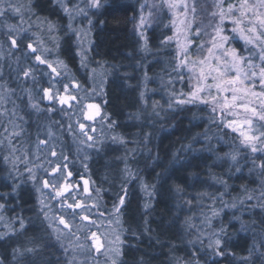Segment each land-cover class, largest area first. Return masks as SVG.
<instances>
[{
  "label": "trees",
  "instance_id": "obj_1",
  "mask_svg": "<svg viewBox=\"0 0 264 264\" xmlns=\"http://www.w3.org/2000/svg\"><path fill=\"white\" fill-rule=\"evenodd\" d=\"M38 3L46 7V10L37 9L40 15L47 16L50 10L52 21L59 25L60 32L66 35V44L61 47L60 56L69 66H75L77 71L81 72L77 67L74 35L69 33L66 16L62 13L60 5L55 0H39ZM136 13L133 4L112 0L98 13L95 12L91 25L93 45L89 61L103 67L106 74L101 102L103 111L108 116L105 127L108 135L99 137L101 141L90 147L87 158L84 155L82 157L87 175H90L98 194L105 202V211L109 212L114 206H119L125 235L122 258L117 264H175L178 260L180 264L264 263V215L262 210L252 205L254 201L258 203V199L245 200V189L253 197L258 196L259 185L264 189V170L259 169L258 162L254 164V159H251L248 151L249 146L242 145L244 137L231 136V128L226 127V124L233 116L225 115L223 120L219 119L221 113H213L210 104H204L205 108L193 105L165 112V103H157L154 106L157 93L162 90L160 86L157 85V88L153 89V97L144 94L147 89H151L154 74L164 73L172 77L174 73L160 68L162 65L158 58H153L157 56L156 53L152 52L146 57L139 53V40L135 34ZM227 35L230 36L229 32ZM164 36L162 32L160 39ZM5 40L6 34L0 30L1 44H4ZM159 42L153 44L150 41V47L159 45ZM232 42L236 46V39ZM24 47V44L20 43L14 51V56L15 52L24 56L21 54ZM147 58H153L154 62ZM135 62L139 63L138 69ZM123 63H127V66L122 65ZM22 71L24 68L20 65L18 75L21 80ZM83 73L79 75L85 82ZM11 75L12 73H8L5 77L10 78ZM5 77L0 78V85L7 84L9 87L10 85L5 83ZM145 77L148 81L144 84ZM23 83L27 85L26 82ZM23 83L12 82L10 89L22 88ZM172 83L174 84L173 81ZM258 91L261 89L257 88ZM0 94H3L2 90ZM0 110L7 114V122L0 126V191L7 193L0 194L1 199L7 197L1 216L6 215L10 223L16 226L21 224L16 221L21 215L23 219H29L22 231L18 230L19 227H13L12 234L0 237V262L32 264L34 254L26 251L28 248L24 246L23 240L26 234L34 235L39 229L44 233L45 242L40 263L70 264L71 260L65 247L55 241L48 223L45 220L42 223L33 216L39 212L34 208L32 187L27 181L30 174L26 175L24 168L18 167L17 163L22 155L26 156L24 151L20 152L22 145L23 149H27V154L29 152L26 143L22 144L26 140L24 135L33 139L42 134V127L46 126L49 120L27 118L25 132L17 129L24 134L19 135L20 142L9 144L8 139L13 137L16 130L9 119L8 104L6 107L1 106ZM253 127L255 130L250 135L258 134L257 129L264 131V127L255 118ZM245 129L246 126L238 128L237 131L247 133ZM61 131H66V127L62 126ZM111 133L112 137L109 139ZM30 143L29 146L32 144ZM13 147L15 151H12ZM143 147L146 150H142ZM261 147H264L262 142L257 145L258 149ZM229 148L233 155L236 153L235 160L231 159V152L227 150ZM130 149L135 151L130 152ZM10 151L13 157L12 154L8 156ZM239 153H242V157L238 156ZM117 158L120 162H117ZM261 161L264 162V157ZM124 165L131 174L126 171L120 182ZM24 189L28 192L29 206L34 209L30 213L11 208V200L8 198V193L14 196ZM216 195H219L217 200ZM121 197L124 199L123 205H119ZM240 200H244V203H239ZM230 201L235 204L233 212L237 216L241 215L242 232L238 231L237 237L228 239L235 233V228L230 227L224 231L222 236L220 235L221 245L218 248L224 255H217V249L209 247L207 243L201 244L195 239L192 235V221L185 218L186 214H209L215 203ZM217 208L223 209V214L228 216L227 208L223 207L222 203ZM176 212L182 213L183 222ZM231 229L234 231L231 232ZM151 234L153 240L150 239ZM149 246L153 247V259L147 258L150 253L145 248Z\"/></svg>",
  "mask_w": 264,
  "mask_h": 264
},
{
  "label": "rangeland",
  "instance_id": "obj_2",
  "mask_svg": "<svg viewBox=\"0 0 264 264\" xmlns=\"http://www.w3.org/2000/svg\"><path fill=\"white\" fill-rule=\"evenodd\" d=\"M37 1L39 2V0H13L18 7H21V13H8L4 18H0V30H3L6 34L5 43L2 41L5 45L0 42V78L5 77L8 73H12L11 79L8 76L5 77V83L11 86L12 82L14 83L18 79H21L18 74L19 67L22 65L24 71L20 75L23 77L22 82L27 83V85L23 83L24 86L22 88L18 87V89H10V86L8 87L7 84L4 86L0 85V90L3 93L0 94V107H6L8 104L10 112L9 119L12 120L11 125L16 130L15 133H19L21 136L24 135L21 132H25V120L27 118H48L49 120L46 126L44 125L42 127V134L37 135L33 139H29L27 135H24V139L26 140L22 144L26 143L29 152L27 154V149H23L22 145L20 152L23 153L24 151L26 156L22 155L18 159L17 163L19 166H17L24 168L26 175L30 174V179L27 181L32 187L33 199L35 200L34 208H37V212H39L34 213L33 216L37 220H41L42 223L43 220L48 223V227L55 241L65 247L67 255L71 260L70 264H112L114 260L117 264L122 258L125 235L120 211L116 213L113 211L114 208L110 209L109 212L105 211V202L98 194L96 185L93 184L90 175H87L85 161L82 157L84 155L87 158L86 154L91 150L90 147L95 146L94 144L101 141L99 137L108 135V132L105 130L108 116L104 113L101 102L106 74L103 71L104 68L93 64L89 61V57L93 45L91 25L92 21H94V14L95 12L98 13L103 6L110 4L112 0H101L102 6L99 8H89L87 5L90 0H55L60 5L62 13L66 16V25L69 33L74 35L75 56L78 59L77 67L81 72H78L75 66H69L66 60L60 56L61 47H63V44H66V35H63L60 32L59 25L52 21L53 19L49 16L52 13L50 10H48L47 16L40 15L37 9L46 10V7ZM116 1L119 3H131L136 8L135 34L139 40V53L144 57L151 55L152 52L156 53L157 56L153 58L155 60L158 58V62L162 65L160 68L170 70L174 73L172 77L164 75V73L160 75L159 73L158 75L154 74L153 81L151 80L154 83L151 89H147L144 94L153 97V89L157 88V85L160 86L162 90L160 93H157L154 106L157 103H165L163 108L165 112L170 109L174 110V108L193 105L205 108L204 104L200 102L176 103V100L184 99L185 96L182 94H187L192 87V82L189 80L188 68L184 66L177 67V65L185 59V55L180 52V48L182 47L187 46L186 52L189 62L198 61L207 54L211 37L214 34L213 26L218 23L219 19L218 16L213 17L211 15L217 11L215 7L216 0ZM249 2L254 3L255 0H249ZM185 3L189 6L187 12L184 8ZM238 3L239 0H223L222 6L226 10L229 4ZM170 4H175L177 7H170ZM193 5L196 9L195 13L191 11ZM75 6L83 9V13L72 11L70 15L69 12L64 10L65 7L74 9ZM141 17L144 18V24L142 26L140 24ZM181 20L184 21L183 24L180 23ZM49 24L54 25V28L50 29ZM8 25L15 26L16 32L10 33L7 27ZM234 26L231 20H225L222 25L225 29L224 34L227 35L229 32L230 37L235 36L231 31ZM178 28L180 29L179 31H177ZM197 29H200L199 36L195 35ZM162 32L165 36L160 39ZM10 36L16 40V47L11 45ZM168 37L175 38L168 40ZM235 39L237 41L236 46H234L233 42H231V46L237 50L238 48L240 50L242 49L241 51L238 50L241 55H249V50L252 46L247 45L239 36ZM150 41L153 44H157L160 41V44L157 46L154 45L151 48ZM189 41L192 43L189 44ZM20 43L25 46L23 53H21L24 56L19 55L17 52H15L14 56V51ZM28 44H31L36 49V52L33 53L31 49L27 48L26 45ZM201 44L205 45L203 49L198 47ZM36 56H41L42 59L47 60L51 64V68L56 69V72L53 73L48 64H41L37 61L35 59ZM153 58L147 59L153 60L154 62ZM254 62L260 63L258 59ZM135 63L137 64V62ZM122 65L126 67L127 63H123ZM136 68H139V63ZM29 69H31L32 75L25 77L23 73ZM79 73L81 75L83 73V76L86 77L85 82L82 81ZM146 81H148L147 77L144 78V84ZM208 83H212L211 79H209ZM64 86H67V91H65ZM257 88L260 89L258 86ZM257 88L255 89L256 91ZM44 89L51 90L49 94L53 97L52 99L48 98L43 91ZM65 96L75 97V99H69L63 104L60 103V99ZM170 104L172 105L171 107H169ZM33 105H36V107H33ZM88 105H97L98 114H96V108H89ZM89 114L93 115L94 118L92 120L88 119ZM6 122L7 114L5 111L0 110V126ZM63 122L66 124H63ZM80 125L84 126L83 129H81ZM62 126L66 127V131H61ZM17 129H20L21 132L17 131ZM246 129L247 134L253 133L255 130L253 127L249 131L247 126ZM231 132V136L239 135L243 137L240 135L241 133H238L233 128H231ZM19 135L10 137L11 142L19 143ZM89 136L92 137L91 140L87 139ZM111 137L112 133L109 139ZM29 143L31 146H29ZM252 143L257 149L255 152L252 151V145L246 143H242V145L245 144V147L249 146L248 151L251 154L250 157L254 159V164L258 162L257 166H259L264 163L261 161L264 157V147L257 148V145L261 144L260 141H253ZM132 148L140 149L139 147ZM135 149H130V152L135 151ZM141 149L146 150L144 147ZM243 149L246 150L245 148H241V150ZM227 150L233 155L230 148ZM52 151H55L57 155L51 156L50 153ZM11 154L13 157L14 155L11 151L8 156ZM234 155L236 156V153ZM238 156L242 157V153H239ZM63 157H67V160L64 161L67 164L66 171H71L73 175L67 177L65 172L63 178L54 180L49 173L55 164L61 163ZM117 162H120L119 158H117ZM61 167H63V164H61ZM126 168L127 166L124 165L120 174V182L125 176ZM259 169L261 168L259 167ZM43 180H48L49 185L56 184L57 188L65 182L78 187H75L70 193H65L64 196H56L52 187H43ZM85 180L88 181V192L84 191ZM262 185H264V181H262ZM259 186L257 190L260 193L264 189ZM0 194L7 193L0 191ZM218 196L216 195V200ZM6 199L5 197L3 199L0 198V205L3 206L0 208V237L12 234L14 232L13 227H19L18 230L22 231L29 223L28 217L27 219L25 217L23 219L21 215L19 219H16L19 223L23 222L24 227L21 228V224L20 226L13 225L6 215L1 216V211L5 208L4 202ZM77 201L83 202L88 206V210L82 212L80 209H69L67 207V205ZM258 201V203L252 201V205L262 210L261 213L264 215V207H262L264 200ZM221 203L223 207L227 208L226 212L228 216L223 214V209L217 208ZM221 203H215L212 206L218 213L215 217H213L212 212L209 214L198 212L199 214L197 216L186 214L185 219H191L192 227H194V234L192 235L201 244L207 243L210 245L214 243L215 238H221L220 235L222 236L223 232L230 227L235 228V233H232L228 239H234L237 237L238 231L242 232L243 223L241 221V215L239 214L237 216L233 212V201ZM93 205L95 207H92ZM45 213H47V217ZM176 214L183 222L184 218L182 217V213L176 212ZM85 215L90 217L89 221L81 220V217ZM28 216L31 217V215ZM60 216H63L71 225L70 229H65L63 225L58 223V217ZM206 218H210L211 222L208 223ZM233 229H231V232L234 231ZM37 231L34 235L26 234L23 240L26 248L33 249L31 252L34 254L33 258L35 259L32 264H41L40 260L43 254V246L45 245L44 233L39 229ZM92 233H96V237L99 239L101 246L98 251L96 250V241L92 238ZM150 239L153 240L152 234L150 235ZM116 249H119V255H117ZM145 250L150 253L147 258L153 259V247H146ZM175 264H180V261L178 260Z\"/></svg>",
  "mask_w": 264,
  "mask_h": 264
},
{
  "label": "snow or ice",
  "instance_id": "obj_3",
  "mask_svg": "<svg viewBox=\"0 0 264 264\" xmlns=\"http://www.w3.org/2000/svg\"><path fill=\"white\" fill-rule=\"evenodd\" d=\"M223 5V0H216L215 7L217 8L216 12H213L211 15L213 17L218 16V23L213 26V35L211 37L210 46L207 49V54L198 61L189 62L187 59L186 47L180 48V52L185 55L177 67H187L189 71V80L192 82L191 90L187 94H182L185 96L184 99L176 100L177 104L185 103H194L200 102L202 104H210L212 106V112L215 113L219 111L221 113L220 119L223 120L225 115H231L235 119L227 122L226 127L233 128L237 130L238 128H243L247 126L249 131L253 129V118L261 123V126L264 127V0H255L254 3H250L249 0H239L238 4H229L225 10ZM89 8H99L101 7V0H90L87 5ZM170 7H177L175 4H170ZM188 5L185 3L184 8L187 12ZM66 12H69L71 15L72 11L77 13H83V9L75 6L74 9L64 8ZM192 13H195L196 9L193 5L191 8ZM20 14L21 7H18L13 0H0V18H4L6 14ZM225 20H231L235 25L231 31L235 36H228L224 34L225 29L222 27ZM89 23H91L89 21ZM181 24L184 23L183 20L180 21ZM141 26L144 24V18L141 17L140 21ZM247 25V27H245ZM190 26V25H189ZM10 33L16 32L15 26H7ZM49 28H54V25L49 24ZM180 29L178 28L177 31ZM142 35V34H141ZM195 35H200V29L196 30ZM239 36L240 39H243L247 45H251L252 48L249 50V55L244 56L239 53L236 48L231 46L232 40ZM175 37H168V40H172ZM10 43L13 47L17 46L15 39L9 37ZM189 44L192 42L189 41ZM146 45V40H145ZM27 48L31 49L32 52H36V49L32 47L31 44L26 45ZM203 49L204 44L198 46ZM47 51V49H45ZM219 53V54H217ZM35 59L41 64H48L51 68V64L45 59H42L41 56H36ZM259 60L260 63H255V60ZM215 62V63H213ZM52 72L55 73L56 69L51 68ZM25 77L32 75L31 69L23 73ZM57 75H59L57 73ZM211 79L212 83H208ZM259 86L261 91L257 92L255 89ZM65 91H67V86ZM49 99L53 97L49 94L50 89L43 90ZM215 93V94H213ZM203 94V95H202ZM69 99L74 100L75 97H62L60 103H65ZM172 105L170 104L169 107ZM36 107V105H33ZM89 108H96L98 114L97 105H88ZM94 117L92 114H89L88 119L92 120ZM83 129V125H80ZM7 131V129H5ZM257 135H250L245 132H241V136L244 137L243 143L252 145V151L255 152L257 149L252 143L253 141H260L264 143V131L259 129L256 130ZM14 135H19V133H14ZM88 140H91L92 137H88ZM122 139V138H120ZM8 143L11 144V138L8 139ZM44 143V142H40ZM16 149L13 147L12 151ZM51 156H56L57 153L52 151ZM231 159L235 160L236 156L231 155ZM67 160V157H63L61 163H57L52 167V171L49 173L54 180H59L63 178V174L66 172L67 177H71L73 173L67 170V164L64 161ZM51 163V162H50ZM63 164V167H61ZM259 167L264 170V163L260 164ZM31 171V170H29ZM126 171H129L126 168ZM221 183H224L221 181ZM43 187H52L56 196H64L65 193H70L74 190L75 185L68 183H63L57 188L56 184L49 185L48 180L42 181ZM84 191L88 192V181H84ZM246 196L245 199H258L264 200V190H262L258 196L253 197L251 194L247 193L245 189ZM221 196L223 193L220 194ZM211 198V197H210ZM43 203V202H42ZM239 203H244V200H240ZM124 204L123 197L119 200V205ZM3 206L0 205V208ZM69 209H80L82 212L88 210L83 202H74L73 204L67 205ZM92 207H95L93 205ZM235 207V204L232 205ZM264 207V205H262ZM114 212H119V206H114ZM212 215L215 217L218 213L215 209L212 210ZM47 217V213H45ZM82 221H89L90 217L85 215L81 217ZM207 222L210 223V218H206ZM58 223L63 225L65 229H70L71 225L64 219L63 216L58 217ZM23 222H21V228H23ZM92 238L96 241V250L100 248L99 239L96 237V233H92ZM119 239V237H117ZM221 241L219 239L215 240L213 244H210L209 247H214L217 249V255H224L218 251ZM19 251V250H14ZM26 251H33V249H27ZM117 255H119V249H116ZM2 264V262H0ZM112 264H116L114 260Z\"/></svg>",
  "mask_w": 264,
  "mask_h": 264
},
{
  "label": "bare ground",
  "instance_id": "obj_4",
  "mask_svg": "<svg viewBox=\"0 0 264 264\" xmlns=\"http://www.w3.org/2000/svg\"><path fill=\"white\" fill-rule=\"evenodd\" d=\"M17 82H22V80L18 79ZM29 197L32 199L31 195ZM8 198L11 200V208L21 209L22 212H27V213H30L34 210L32 207L29 206L28 192L25 189L21 192H18L17 195H14V196H12V195H10V193H8ZM192 264H194V263H192Z\"/></svg>",
  "mask_w": 264,
  "mask_h": 264
}]
</instances>
